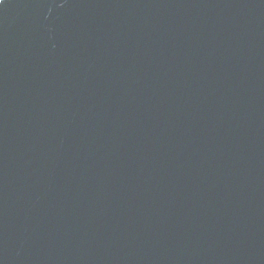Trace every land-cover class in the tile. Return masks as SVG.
<instances>
[{
    "label": "water",
    "instance_id": "water-1",
    "mask_svg": "<svg viewBox=\"0 0 264 264\" xmlns=\"http://www.w3.org/2000/svg\"><path fill=\"white\" fill-rule=\"evenodd\" d=\"M0 264H264V0H4Z\"/></svg>",
    "mask_w": 264,
    "mask_h": 264
},
{
    "label": "snow or ice",
    "instance_id": "snow-or-ice-1",
    "mask_svg": "<svg viewBox=\"0 0 264 264\" xmlns=\"http://www.w3.org/2000/svg\"><path fill=\"white\" fill-rule=\"evenodd\" d=\"M4 2V0H0V4H2Z\"/></svg>",
    "mask_w": 264,
    "mask_h": 264
}]
</instances>
